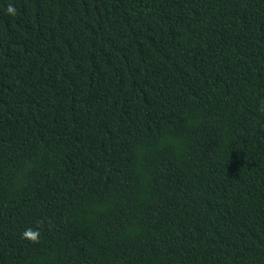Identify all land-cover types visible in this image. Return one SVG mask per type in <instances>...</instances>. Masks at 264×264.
<instances>
[{"label":"trees","instance_id":"16d2710c","mask_svg":"<svg viewBox=\"0 0 264 264\" xmlns=\"http://www.w3.org/2000/svg\"><path fill=\"white\" fill-rule=\"evenodd\" d=\"M0 264H264V0H0Z\"/></svg>","mask_w":264,"mask_h":264},{"label":"clouds","instance_id":"9594fccd","mask_svg":"<svg viewBox=\"0 0 264 264\" xmlns=\"http://www.w3.org/2000/svg\"><path fill=\"white\" fill-rule=\"evenodd\" d=\"M9 11H12V10L9 9ZM29 234L32 236L33 239H35L36 236L38 235V233H36V232H32L31 230H29Z\"/></svg>","mask_w":264,"mask_h":264}]
</instances>
